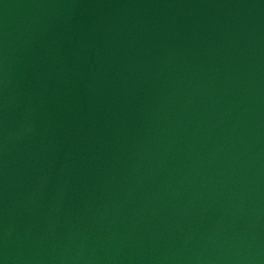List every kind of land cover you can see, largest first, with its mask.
<instances>
[{
    "label": "water",
    "instance_id": "95a60500",
    "mask_svg": "<svg viewBox=\"0 0 264 264\" xmlns=\"http://www.w3.org/2000/svg\"><path fill=\"white\" fill-rule=\"evenodd\" d=\"M0 264H264V0H0Z\"/></svg>",
    "mask_w": 264,
    "mask_h": 264
}]
</instances>
